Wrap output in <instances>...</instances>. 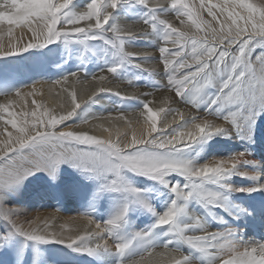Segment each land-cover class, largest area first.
Listing matches in <instances>:
<instances>
[{"label":"rangeland","instance_id":"374dc122","mask_svg":"<svg viewBox=\"0 0 264 264\" xmlns=\"http://www.w3.org/2000/svg\"><path fill=\"white\" fill-rule=\"evenodd\" d=\"M222 1L204 0L202 7L201 0H185L193 10L194 18L201 21L199 29L188 17L183 15L182 8L179 15L176 13L171 0H150V6H154L158 2L163 3L165 7L157 9L155 13L159 19L167 21L188 36L207 37L211 41L213 38L211 29H216L218 35L227 34V26V28L224 26L223 33L220 32V29L221 24L225 25L228 22L223 21V17L216 13L213 7L214 3L220 4ZM2 2L3 0H0V3ZM88 2L89 0H72L69 10L83 11ZM151 2H155V4ZM252 2L255 3L253 0ZM209 7H212V12L216 14L215 18L209 13ZM235 11L241 12L242 10L235 8ZM150 14H152L150 9L140 4L138 0H121L115 10L112 11L111 19L106 26L110 27L115 23L125 26V29L131 28L135 35L125 41V51L137 56L135 63L141 64L143 68L137 67L133 63L124 62L115 74L110 73L107 68L118 61L112 56L111 47L105 44L103 40H91L86 46L76 40L66 41L64 38H60L51 43L50 46L36 47L19 54L0 56V76L9 80L5 88H0V105H9L10 109L17 114L25 112L30 114L33 110H37L47 114L44 117L45 120L52 116L59 118L72 110V108L63 110L60 107L59 102L66 92L63 77L76 73L77 76L73 79V87L77 93L76 102L81 106L68 121L57 125L53 130L83 131L103 139L109 136L112 140L119 139L120 143L123 144V142L131 139L133 132L141 136L148 127L150 122H147V111L143 108L145 101L149 102L150 107L154 109H164L163 112L158 113V132L153 133V136H159L160 130H163L164 135L169 137L177 132L186 131V127L194 122L191 116L227 126L223 119L227 109L218 113L216 111L218 106L209 108L207 100L197 108L188 103L190 97L186 95L179 98L176 95L175 86L169 85L159 47L176 48L179 45H174L170 41L167 44L163 42L161 26L158 25L155 30H152L150 25L143 23V20ZM225 14L227 16V12ZM228 21L229 24H232L231 19ZM82 23L79 26H82ZM241 25L243 26V22ZM9 27L13 29L12 34L22 29L24 32L20 34V37L12 38V34H8ZM57 27L61 26L58 25ZM24 29L28 28L22 25L10 26L6 22L0 23V45L3 46L4 50H8L10 43L19 42L23 45L32 39L31 32ZM248 31L252 32L250 25ZM45 49L50 50L45 52ZM185 51L190 52V48H186ZM261 53H264V45H256L251 54V60L258 75L261 64L256 57ZM42 54H45L48 59L46 64L52 65L51 72L49 71L43 76L44 72L40 68L31 75L27 74L23 66L32 62L33 56ZM170 59L175 62L179 60V57H170ZM186 59L191 60V57H186ZM183 72L184 70L180 69L177 75ZM101 75L113 79L115 85L111 86L104 80L100 81L101 85L95 89L93 94H90L88 85L95 81L93 76L99 77ZM58 80L61 83L56 84ZM215 83H217L216 80H214ZM100 88L110 90L112 93L99 92ZM17 90H20L21 96L15 95ZM82 91H88L84 99L80 98ZM115 92H119L121 96L113 94ZM206 92L212 93L214 89L209 88ZM156 94H161V96L157 97ZM90 97L93 99L89 100ZM159 103L162 105H157ZM168 109H172V111H168ZM188 111L193 113H188ZM178 112L184 114V120H180ZM0 117H2L0 118V140L6 139L9 132L15 136L17 134L16 129L11 124H6V119L10 118L7 113L0 110ZM174 117L175 119H173ZM16 118L20 120L25 117L18 115ZM26 119L32 120L33 117L28 115ZM115 119H123L120 122L124 126L122 131L119 130L121 126L118 128L112 126L111 122ZM85 120L87 123L83 122ZM95 120L99 125L94 128L90 124ZM126 121H129L131 125H128ZM103 127H107L109 131L112 130L113 132L107 134V130L102 129ZM130 129L133 131L130 132ZM194 144L195 146L198 144V146L192 148L194 146L191 145L174 155L190 162L193 166H199L212 160L226 159L237 153H245V157L248 159L241 161L237 169L219 184L207 185L220 192L222 197H226V200L223 201L224 207L210 205L205 208L197 201L191 200L187 202V214L179 218L180 222L182 224L190 223L192 217H200L209 232L232 230L230 238L238 244L239 251H243L246 245L251 247L264 243V188L258 187L264 185V109L255 110L252 118L251 135L239 133L232 129L228 135L215 134L199 139ZM149 147L152 150L151 146ZM24 151L27 152L28 149ZM250 151H255L259 158L250 161L248 156ZM73 169L75 173H73ZM240 173H249L250 175H241ZM122 174L133 187L139 190L137 194L112 191L104 187L112 178L111 174H108L107 177L98 178L90 172L74 167L70 161H65L58 166L54 175H50L43 169L37 170L25 177L20 183L3 190L2 201L5 206L15 210V216L12 217V220L26 230H30L36 225L29 224L28 221L34 220L42 210H54L68 216L80 214L84 218L86 215H90L92 225L96 226L99 223L101 228H104L106 221L126 206V214L117 236L130 237L137 232H144L149 229H151L152 234L168 231L169 226L167 225L153 226L156 224L158 215L166 211L174 200H177L171 186H183L187 184V179L177 172H171L164 176L167 183H161L160 180L154 179L150 175L133 172L129 169H123ZM251 181L254 182L252 188L257 190L251 192L233 191L223 187V185H231L232 189L250 188ZM76 184H79L78 189L74 188ZM75 190L80 194L76 200L71 196ZM177 202L184 203L183 201ZM145 204L149 207H145ZM77 206L80 208L79 210L75 209ZM186 231L189 235L202 234L198 229L192 227ZM117 236L106 233L99 236L102 242L103 239H106L112 246L107 250L101 247L102 251L109 256L108 264H126L143 250L138 243L134 242L133 246L121 255L114 249ZM154 239L151 240L152 245L149 246L163 248L159 243H155ZM21 242L27 244L26 250H32L36 254L35 257L42 255L40 246L47 244L48 247H54L53 250H50L53 254L54 251L69 252L70 250L69 255L73 256V260L68 264H97L92 256L83 252L72 251L67 243H46L30 240L23 234L16 232L8 220L0 218V262L5 261L6 263L12 259L11 256L16 254L14 250L17 251L16 245ZM179 244L183 245L178 251L181 250V253L190 255L193 264H206L201 254L193 250L184 241L180 240ZM60 257L62 256H59L58 259ZM224 258L226 259L228 256L225 255ZM56 262L58 263V261Z\"/></svg>","mask_w":264,"mask_h":264},{"label":"snow or ice","instance_id":"6c2138e0","mask_svg":"<svg viewBox=\"0 0 264 264\" xmlns=\"http://www.w3.org/2000/svg\"><path fill=\"white\" fill-rule=\"evenodd\" d=\"M120 2L121 0H89L85 10L71 11L69 5L72 0H3L0 3V23L26 26L32 34V39L23 45L19 42L10 43L8 50H4L0 45V56L44 47L60 38L66 41L76 40L86 46L91 40H103L111 47V54L118 61L107 68L108 72L115 74L124 62L142 67L141 64L135 63L137 56L125 51V41L135 35L131 28L125 29V26L115 23L106 27L111 19L112 10ZM138 2L148 7L152 13L143 20V23L150 25L152 30L158 25L161 26L163 42L167 44L170 41L174 45H179L176 48L159 47L168 83L175 86L176 95L179 98L187 95L190 97L188 103L197 108L207 100L209 108L218 106L216 108L218 113L227 109L223 115L227 126L191 116L194 122L186 127V131L177 132L169 137L160 130L159 136H153V133L158 132V113L163 112L164 109L154 110L150 107V103L145 101L143 108L147 111V122H150L148 127L141 136L138 137L133 132L131 139L121 144L119 139H103L88 132L53 130L57 125L68 121L80 108L81 104L76 102L75 92L71 93L72 110L59 118L52 116L45 120L47 114L37 110H33L30 114L26 112L17 114L9 105H0V110L10 117L6 119V124H11L17 131L15 136L9 132L6 139L0 140V218L8 220L16 232L30 240L57 241L67 243L69 246L82 242L84 247L78 250L93 254L101 247L106 250L112 248L106 239H103V243L99 242L101 240H96L94 246L92 242L103 233L117 236L126 214V206L107 220L104 228L97 223L96 228L100 229L98 232L65 236L63 232L49 231L46 223L43 228L37 226L31 230H26L17 224L12 220L15 210L3 204V190L20 183L37 170L43 169L54 175L58 166L65 161H70L74 167L90 172L98 178L111 174L112 178L104 187L133 195L139 190L128 182L122 174L123 169L150 175L161 183H167L164 180L165 175L177 172L187 179V184L171 186L177 200L158 215L153 227L169 226L168 233L200 253L206 264H264V243L251 247L246 245L243 251H239L238 244L230 238L232 230L209 232L200 217H192L191 222L185 224L179 219L187 214V202L191 200L197 201L205 208L210 205L224 207L223 201L226 197H222L220 192L207 185L219 184L230 176L245 159V153L233 154L226 159L212 160L199 166H193L190 162L174 155L199 139L220 133L228 135L232 129L239 133L252 134L254 112L257 109H264V53L256 57L261 64L259 75L251 60L255 46L264 45V2L257 5L252 0H223V4L213 5L219 7L221 13L227 12L232 24L228 26L226 35H218L216 29H211L213 33L211 41L207 37L188 36L167 21L159 19L155 13L157 9L165 7L163 3L158 2L150 6V0H138ZM171 4L178 15L182 8L183 15L188 17L198 29L201 27V21L194 18L193 10L185 0H171ZM203 4L204 0H201L202 7ZM235 8H240L242 11L237 12ZM208 11L215 18L216 14L212 12V7H209ZM81 22H87L86 26L80 27ZM58 25L61 27L58 28ZM64 25L67 27L65 28ZM249 25L252 32L248 31ZM12 31L13 29L9 27L8 34L11 35ZM220 32H224L223 24ZM186 48H190V52L185 51ZM189 56L191 60L186 59ZM170 57H179V60L173 62ZM180 69L184 72L177 75ZM69 76L76 77L77 74L71 73L63 77V82L66 83ZM105 79L103 75L93 76V80ZM214 80L217 83L214 84ZM56 83L61 81L58 80ZM209 88L214 89V92L207 93L206 90ZM99 92L112 93L103 88H100ZM113 94L121 96L119 92ZM15 95L21 96L20 90H17ZM18 115L25 118L18 120L16 118ZM28 115L33 119H26ZM178 115L181 121L184 120L185 116L182 112H178ZM83 122L87 123V120ZM117 136L119 137L118 131ZM25 149L28 151L25 152ZM223 187L233 191L257 190L256 188L232 189L231 185H223ZM258 187L264 188V185ZM145 207L149 206L145 204ZM85 218L92 223L90 215H86ZM37 220L39 217L29 220L28 223L36 224ZM189 227L198 229L202 234H187L186 230ZM151 236V229L137 232L130 237L117 236L114 249L123 255L135 242L143 249L138 256L142 257L144 253L151 256V250L156 248L149 246L152 243ZM169 243L171 241L163 245L166 251L160 253L161 259L153 264H193L190 255L181 253V258L177 259L173 253L178 250H168ZM226 254L228 258L225 259ZM134 258L128 264H138Z\"/></svg>","mask_w":264,"mask_h":264},{"label":"bare ground","instance_id":"6f19581e","mask_svg":"<svg viewBox=\"0 0 264 264\" xmlns=\"http://www.w3.org/2000/svg\"><path fill=\"white\" fill-rule=\"evenodd\" d=\"M253 1L257 5H259L260 3L264 2V0H253ZM151 3H154L155 4V2H151ZM220 4H223V1ZM220 4L218 2L214 3V5H220ZM114 10L115 9H113L112 11H114ZM214 10L216 11V13L220 14L221 17H223V21H227L228 22V23H226L224 25L225 28H227L229 25H231V23L229 24V21H228L229 18H228V16H226L225 12L224 13H221L219 7H214ZM86 23L87 22H83L81 24L82 26H80V27H85L86 26ZM66 27H67V25L65 26V28ZM22 30L15 31L12 34V38H14V37L17 38V36L20 37V34L22 32H24ZM24 30H29V29H24ZM50 44H48L46 46H50ZM53 47H48V48H53ZM47 50H50V49H45V52ZM47 60L48 59H47V57H46L45 54L38 55V56H33V61L31 60L32 62L25 64L26 66H23V67L27 71V74H29V75H31L34 71L39 70L40 68H42V70L44 72L43 73V76H44V74H47L49 71L51 72V69L53 68L51 64L50 65L46 64L47 63L46 62ZM109 78L110 77H107L106 76V79L104 81L107 84H110L111 86H114L115 85L114 84L115 81L113 79H111V78L109 79ZM73 79H74V77H69V79H68V81L66 83L63 82V83L66 84L65 85L66 92L63 95V97L61 99V102H59L60 103V107L63 110L70 109V108L73 107L72 97H71V93L72 92H75L74 87H73L74 86ZM8 81L9 80H7V79L5 80L4 77H1L0 76V88L1 89L5 88V86L8 84ZM111 83H113V84H111ZM100 85H101V82L98 81V80H95V81L91 82L88 85V87H89L88 88L89 89V93L90 94H93V92L95 91V89L97 87H99ZM125 90H126V88H125ZM87 93H88V91H85V92L82 91V93H80V98H83L84 99V96H86ZM52 94L54 95V93H52ZM76 94L77 93L75 92V95ZM156 95H157V97H160L161 96V94H156ZM157 105H162V104L159 103ZM151 108H153V107H151ZM191 112L192 111H188V113H191ZM121 120H123V119H115L111 123L113 124L112 126H114L116 128H118V126H121V128L119 127V130L122 131L124 129V126L122 124H120ZM126 123H128V125H131L129 123V121H126ZM90 125H92L95 128V127H98L99 124L95 120ZM102 129L107 130V134L113 132L112 130L109 131L107 129V127H103ZM132 131H133V129H130V132H132ZM78 132H80V131H78ZM137 136L139 137L140 135L138 134ZM108 138H109V136L106 139H108ZM123 143H125V142H123ZM192 146H194L192 148H195V147L198 146V144L195 146V144L193 143ZM250 152L251 153L248 155L250 161H255V160H257V158H259V155H257V153L255 151H253V152L250 151ZM245 159H248V158L245 157ZM71 170H72V168H71ZM73 173H75V170L74 169H73ZM71 176L73 177L72 174H71ZM78 185L79 184H76V187L74 185V188L75 189H78V187H79ZM252 187H254V182L253 181L250 182V188H252ZM78 195L80 196V194L78 193L77 190H75L71 194V196H73V199L74 200H76L78 198ZM58 207L61 208V206H58ZM75 209L76 210H79L80 208L77 206ZM37 217H39V220H37L36 225H34V227H32V228H36L37 226L43 228L44 227V224L46 223L49 226V228H48L49 231L63 232V234L65 236H75L77 234L84 235V234H86L88 232H98L99 231V229H97L95 225H92L91 223H89L88 220L86 218L82 217L80 214H74V215L68 216V215H62V214H60V212L54 211V210L53 211H47V210L46 211L45 210L43 211L42 210V212H40V213L37 214V216L34 218V220ZM237 226H239V225H237ZM171 235L172 234L168 233V231H166V232H155L154 234H152L151 240L153 238H155L154 239V242L157 243V244L159 243L162 247H163V245L166 242L171 241V243L168 244V247H169L168 250H171V249L178 250V249H180V246L183 245V244H179L180 243V240L174 238ZM96 240H101V238L100 237L94 238V241L92 242V246H94V243L96 242ZM51 242L59 243L57 241H48L46 243H51ZM99 242L100 243H103L102 240L99 241ZM83 247H84V244L81 242V243H78V244H75V245L70 246V249L72 251L83 252V253H86L87 255L92 256L94 258V261L97 264H103V263L104 264H108V261H109V258L108 257L109 256L106 253H104L101 248L98 249L95 253L89 254L87 252L78 250V249L83 248ZM16 248H17V251L13 249L16 252V254L13 255V256H11L12 259L8 260L6 263H5V261L4 262H0V264H68L69 262H71L73 260V256L72 255H69L70 254L69 253L70 250H69V252L68 251H54V254H53V253L50 252V250H53L54 247L53 246L48 247L47 244H45L43 246H40V249L42 250V255L40 257H35L34 255H36V254L32 250H29V251L26 250L27 244H25L24 242H21L18 245H16ZM151 251H152V255L151 256H149L148 253H144V255L142 257L141 256H137L135 258V260L138 262V264H153V262L159 261L161 259V257H160L159 254L160 253H164L166 251V249L164 247L163 248H154ZM180 251H176V252L173 253V255H175V257L177 259H180L181 258V255H180L181 252ZM59 256H62V257H60V259H58ZM226 256H227V254H226ZM56 261H58V263ZM126 264H128V262Z\"/></svg>","mask_w":264,"mask_h":264}]
</instances>
